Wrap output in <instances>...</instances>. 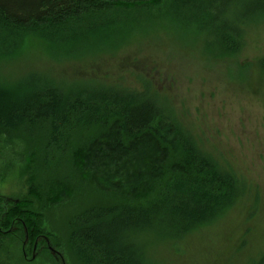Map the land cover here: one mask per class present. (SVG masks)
<instances>
[{"label":"trees","instance_id":"1","mask_svg":"<svg viewBox=\"0 0 264 264\" xmlns=\"http://www.w3.org/2000/svg\"><path fill=\"white\" fill-rule=\"evenodd\" d=\"M233 6L239 28L219 21ZM164 19L206 31L220 56L234 57L256 23L249 21H264V0H0V150L16 138L31 156L14 151L26 193H0V264L19 241L24 258L35 244L31 261L51 258L47 240L70 264H151L145 250L132 248L136 238L155 229L191 234L239 202L246 184L237 170L148 83L71 81L37 68L2 78L4 66L27 60L32 49L55 60L115 55L135 34L169 29ZM260 65L264 71V58Z\"/></svg>","mask_w":264,"mask_h":264},{"label":"rangeland","instance_id":"2","mask_svg":"<svg viewBox=\"0 0 264 264\" xmlns=\"http://www.w3.org/2000/svg\"><path fill=\"white\" fill-rule=\"evenodd\" d=\"M237 14L233 6L219 21L229 20L239 28ZM251 21L256 23L247 28L245 44L234 57L220 56L218 48L208 44L206 31L188 29L181 19H164L169 29L162 25L135 34L115 55L55 60L37 48L31 50L27 60L2 68L5 80H15L24 71L37 68L54 75L62 73L71 81L93 77L132 89H142L148 83L201 136L207 150L221 155L237 170L246 191L216 222L178 238L163 229L136 238L132 248L137 255L145 250L143 257L151 264H264V71L260 65L264 58V21ZM12 140L0 150V193L18 197L26 193L27 185L24 162L19 158L15 161L14 151L24 149V156H31L28 144ZM61 173L69 183L67 163ZM90 183L92 188L97 186L92 179ZM62 214L56 210L52 216L61 229ZM20 242L6 247L4 263L42 264L44 260L43 264H62L52 254L51 258L46 255L47 259L31 261L37 257L36 250L29 254V260L25 259ZM55 249L70 264L66 254Z\"/></svg>","mask_w":264,"mask_h":264},{"label":"flooded vegetation","instance_id":"3","mask_svg":"<svg viewBox=\"0 0 264 264\" xmlns=\"http://www.w3.org/2000/svg\"><path fill=\"white\" fill-rule=\"evenodd\" d=\"M45 245L47 246V248H48L50 254H52L53 257H54L56 260H59L62 264H66V260H65L64 256L61 255V253L58 252L55 248H53L52 245H50V241H49V240H47V242H46ZM36 248H37V244H35V247H34V249H33L32 255H33L34 251L36 250ZM24 253H25V258H27V259L29 260L30 257H29V255H28V253H27V250H25ZM34 254H35V253H34ZM35 257H36V256H34V258H35Z\"/></svg>","mask_w":264,"mask_h":264}]
</instances>
